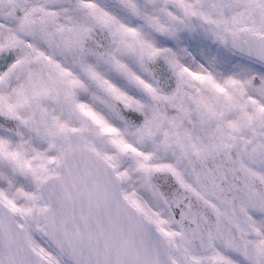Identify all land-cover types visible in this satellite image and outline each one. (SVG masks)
<instances>
[{
	"label": "snow or ice",
	"instance_id": "obj_1",
	"mask_svg": "<svg viewBox=\"0 0 264 264\" xmlns=\"http://www.w3.org/2000/svg\"><path fill=\"white\" fill-rule=\"evenodd\" d=\"M0 264H264V0H0Z\"/></svg>",
	"mask_w": 264,
	"mask_h": 264
}]
</instances>
